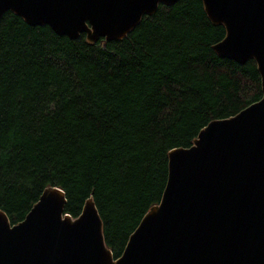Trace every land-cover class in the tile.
<instances>
[{
  "label": "trees",
  "instance_id": "1",
  "mask_svg": "<svg viewBox=\"0 0 264 264\" xmlns=\"http://www.w3.org/2000/svg\"><path fill=\"white\" fill-rule=\"evenodd\" d=\"M201 0L159 3L118 40L87 41L0 17V209L21 220L44 187L75 217L94 201L113 257L159 201L167 152L208 121L259 99L253 59L211 45L224 36Z\"/></svg>",
  "mask_w": 264,
  "mask_h": 264
},
{
  "label": "water",
  "instance_id": "2",
  "mask_svg": "<svg viewBox=\"0 0 264 264\" xmlns=\"http://www.w3.org/2000/svg\"><path fill=\"white\" fill-rule=\"evenodd\" d=\"M176 0H0L31 25L87 41L118 40L159 3ZM224 36L219 57L253 59L259 99L208 121L189 146L167 152L159 201L141 216L117 257L93 199L75 217L57 186L44 187L24 217L0 209V264H264V0H201Z\"/></svg>",
  "mask_w": 264,
  "mask_h": 264
}]
</instances>
